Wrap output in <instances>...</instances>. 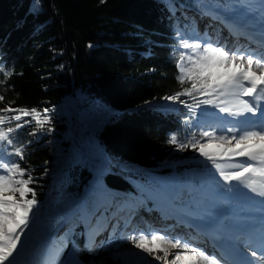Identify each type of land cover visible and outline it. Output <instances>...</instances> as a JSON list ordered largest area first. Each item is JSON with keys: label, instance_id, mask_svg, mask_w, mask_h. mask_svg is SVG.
I'll return each mask as SVG.
<instances>
[{"label": "trees", "instance_id": "trees-1", "mask_svg": "<svg viewBox=\"0 0 264 264\" xmlns=\"http://www.w3.org/2000/svg\"><path fill=\"white\" fill-rule=\"evenodd\" d=\"M177 21L187 20L180 12L172 17L166 0H0V68L12 73H0V108L55 109L50 124L25 125L6 149L22 147L24 159H12L35 181L39 211L25 244L38 264L55 260L57 222L79 206L107 204L114 193H173V182L208 169L198 152L168 142L172 134L186 140L203 131L200 109L192 117L183 104L163 99L182 88ZM80 230L73 241L88 264H122L114 257L125 250L143 264L146 256L129 240L88 250Z\"/></svg>", "mask_w": 264, "mask_h": 264}, {"label": "snow or ice", "instance_id": "snow-or-ice-1", "mask_svg": "<svg viewBox=\"0 0 264 264\" xmlns=\"http://www.w3.org/2000/svg\"><path fill=\"white\" fill-rule=\"evenodd\" d=\"M237 3L248 11L252 10L247 0H237ZM258 11L264 21V0H259ZM221 23L227 26L229 22ZM261 27L264 28V23ZM177 36L181 37L180 45L190 52L181 53L176 61V79L182 86L181 90L163 99L183 104L192 117L202 106H211L224 113L222 119L231 126H224L219 132L203 130L199 138L193 134L186 140L172 134L168 142L178 150L190 148L198 152L218 173V183L222 189L232 192L246 188L254 194L253 198L259 197L261 205H264V53L241 48L226 50V46L214 43L210 38L197 37L190 42L179 31ZM0 73L7 76L12 74L3 68H0ZM185 84L190 86L183 87ZM182 96L191 98L193 103L181 100ZM4 100L5 97L0 95V101ZM54 110L48 107L42 110L11 106L0 108V113L11 114H0V264H19L27 233L39 211L35 189L30 187L35 182L31 172L12 159H24L22 147H14L11 152L6 149L14 145L12 134L25 125L34 123L43 129L50 124V113ZM13 122L14 127L10 126ZM253 177L261 178L259 183ZM29 194L31 199L28 198ZM245 231L258 233V246H253L251 240L244 242L235 237L238 244L249 249L243 253L248 258L237 264H258L251 259L257 257L258 251L261 253L259 264H264V221L260 219L259 225L249 222ZM128 239L135 249L140 250V254H147L143 264H150L147 257L161 264H221L216 255L180 237L169 238L159 232L141 231ZM161 252L162 255L159 254ZM170 255L172 259H169ZM51 264H55V261Z\"/></svg>", "mask_w": 264, "mask_h": 264}, {"label": "rangeland", "instance_id": "rangeland-1", "mask_svg": "<svg viewBox=\"0 0 264 264\" xmlns=\"http://www.w3.org/2000/svg\"><path fill=\"white\" fill-rule=\"evenodd\" d=\"M250 5L253 4V2H249L247 1ZM259 3V0L257 1ZM197 3L199 4L198 7L200 8H208L205 4H202V3H199V1H197ZM228 7L233 10L234 13L236 14H244V12H247L248 10L243 8V7H240L238 5V3H234V2H229L228 4ZM223 10V9H222ZM197 28L199 29V25L197 26ZM191 32V29L188 30V33ZM186 34V29H184V32H183V36ZM196 39V38H194ZM188 50V49H187ZM168 104V102L166 101L165 102V105ZM221 113L218 112V110H215L213 113H211V115L213 116H216V115H219ZM224 114V113H223ZM225 115V114H224ZM202 123L206 121V118L205 119H202L201 120ZM102 123V122H101ZM204 124V123H203ZM221 163H224V161H220ZM213 176L209 179V182H208V186L210 187L208 190V193L205 194V197H206V201L209 203V205L212 207V206H215L217 205L218 202H221L220 200V197L223 198L221 196V194L223 192H225L226 190H223L220 186H219V183H218V173H216V170L214 169L213 170ZM215 187H220V190L219 191H214V188ZM212 189V190H211ZM211 190V191H210ZM157 194L161 199L163 200H166V196L163 194V193H159L158 191L154 192V194ZM250 191L247 192V194H249ZM225 199V198H223ZM189 202H186V203H179V207L184 209L185 211L187 212H190V213H198V214H205V210H207L208 208H197L195 205H191L190 204V199L188 200ZM193 203V202H191ZM193 204H197L198 203H193ZM208 211V210H207ZM82 216L85 217V214L82 213ZM59 223H61V219L59 221ZM71 232V226L68 225V223H65L63 224V226L61 227V229H59V231L57 230V236H53L52 240L53 242H55L56 240H61L63 242V244L66 246L67 245V240H66V234L67 233H70ZM57 246V244H56ZM58 249H57V255H59L63 249L62 247H59L57 246ZM26 246L24 244V254L26 253ZM136 251L138 250V252H140L139 249H135ZM173 251H176V250H173ZM160 255H162L163 253H159ZM135 252L134 251H128V250H125V251H120L114 258L115 260H119L122 264H138V259L137 257L134 259L133 257H135ZM142 255H145L147 256V254H142ZM24 256V255H23ZM173 257L170 255L169 256V259H172ZM148 261L153 263V262H156L154 261V259L152 257H147ZM157 264H161V262H157Z\"/></svg>", "mask_w": 264, "mask_h": 264}, {"label": "water", "instance_id": "water-1", "mask_svg": "<svg viewBox=\"0 0 264 264\" xmlns=\"http://www.w3.org/2000/svg\"><path fill=\"white\" fill-rule=\"evenodd\" d=\"M23 264H37L34 252H27L23 257ZM63 264H87L80 259L73 250H69L65 256Z\"/></svg>", "mask_w": 264, "mask_h": 264}, {"label": "bare ground", "instance_id": "bare-ground-1", "mask_svg": "<svg viewBox=\"0 0 264 264\" xmlns=\"http://www.w3.org/2000/svg\"><path fill=\"white\" fill-rule=\"evenodd\" d=\"M252 6H253V4H252ZM257 7H259V6H257ZM256 8V7H255ZM253 179H256L257 181H258V183H259V181H260V179L261 178H259V177H253ZM250 197H252L253 195L251 194V195H249ZM228 205L226 204V202H218L217 203V205H216V207H227ZM23 255H24V252L22 253V255L19 257V264H22L21 263V261H22V259H23Z\"/></svg>", "mask_w": 264, "mask_h": 264}]
</instances>
